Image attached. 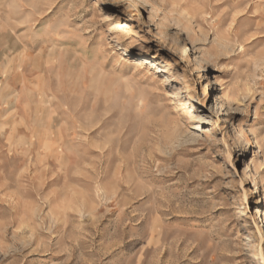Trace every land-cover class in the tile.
<instances>
[{
  "label": "rangeland",
  "instance_id": "rangeland-1",
  "mask_svg": "<svg viewBox=\"0 0 264 264\" xmlns=\"http://www.w3.org/2000/svg\"><path fill=\"white\" fill-rule=\"evenodd\" d=\"M0 264H264V0H0Z\"/></svg>",
  "mask_w": 264,
  "mask_h": 264
},
{
  "label": "bare ground",
  "instance_id": "bare-ground-1",
  "mask_svg": "<svg viewBox=\"0 0 264 264\" xmlns=\"http://www.w3.org/2000/svg\"><path fill=\"white\" fill-rule=\"evenodd\" d=\"M196 130H199L198 128H196Z\"/></svg>",
  "mask_w": 264,
  "mask_h": 264
}]
</instances>
